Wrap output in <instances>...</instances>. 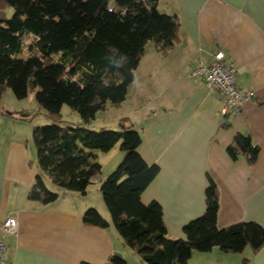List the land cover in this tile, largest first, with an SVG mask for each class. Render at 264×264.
Instances as JSON below:
<instances>
[{"label": "crops", "instance_id": "obj_1", "mask_svg": "<svg viewBox=\"0 0 264 264\" xmlns=\"http://www.w3.org/2000/svg\"><path fill=\"white\" fill-rule=\"evenodd\" d=\"M157 8L178 18L175 44L163 51L147 42L125 99L98 111L84 126L92 129L100 115V121L113 117L109 124H131L139 132V154L159 166L140 200L160 204L169 237L184 238V224L204 211L208 177L218 193V227L238 221L264 226V0H157ZM217 51L236 67L238 88L254 94L227 116L219 111L220 96L208 93L202 78L191 75L199 63L209 64ZM18 108L24 110L20 115L0 114V222L11 215L17 220L16 233L3 234L6 261L107 264L110 254L118 253L128 256L126 264H146L112 225L83 222L89 206L109 219L95 184L85 194L67 191L45 205L27 198L38 168L30 126L25 124L30 112ZM103 122L101 128H109ZM236 132H248L259 146L253 163L227 155L226 146ZM102 153L96 156L104 173L99 181L123 155L117 144ZM44 181L52 187L45 175ZM187 264H264V247L257 252L246 247L240 253L216 247L194 251Z\"/></svg>", "mask_w": 264, "mask_h": 264}, {"label": "trees", "instance_id": "obj_2", "mask_svg": "<svg viewBox=\"0 0 264 264\" xmlns=\"http://www.w3.org/2000/svg\"><path fill=\"white\" fill-rule=\"evenodd\" d=\"M0 1L13 8L11 17L0 18V96L9 88L22 99L31 89L37 103L55 117L67 104L88 123L98 111L121 103L147 42L166 51L177 40L179 20L161 12L157 0H114L113 7H108V0ZM24 33L34 37L22 58L17 53ZM0 114L17 115L1 104ZM31 136L38 170L27 198L43 205L67 191L85 194L102 169L96 151L108 152L119 145L122 158L98 187L109 219L89 206L82 220L101 228L112 225L146 264H187L194 251L214 247L226 253L264 247V226L256 221L217 226L218 193L211 177L202 214L184 224V238L169 237L160 204L140 200L159 166L148 164L139 154L141 137L131 124L95 130L55 122L34 125ZM258 151L248 132H236L226 146L230 159L245 157L249 164ZM107 264H126V259L112 253Z\"/></svg>", "mask_w": 264, "mask_h": 264}, {"label": "built area", "instance_id": "obj_3", "mask_svg": "<svg viewBox=\"0 0 264 264\" xmlns=\"http://www.w3.org/2000/svg\"><path fill=\"white\" fill-rule=\"evenodd\" d=\"M236 67L224 60V53L217 51L212 55L209 64L199 63L192 71V76H200L208 93H217L220 96V113L222 115L235 114L239 111L241 103L254 98L251 91L240 90L236 84ZM17 220L8 216L0 222V264H9L5 257V241L3 234H15Z\"/></svg>", "mask_w": 264, "mask_h": 264}, {"label": "rangeland", "instance_id": "obj_4", "mask_svg": "<svg viewBox=\"0 0 264 264\" xmlns=\"http://www.w3.org/2000/svg\"><path fill=\"white\" fill-rule=\"evenodd\" d=\"M107 5H108V7H113L114 6V0H108ZM12 14H13V8L11 6L7 5L5 2L0 1V18L6 19V18L11 17ZM33 37L34 36L31 33H24L23 34V43L21 45L20 51L17 53V57L24 58L28 55L29 50L27 49V44L33 39ZM0 100H1L0 104L4 106L5 110L16 112L18 115H20L19 113L21 111H24V110H18L19 109L18 107L28 108L27 111L30 112V116L25 118L26 119L25 124L28 127L30 126V130L28 131V137H29L30 147L34 150H35L34 143H33L32 136H31L32 135V128L34 125L36 126V125L55 123V122L56 123L59 122V124H61V125H72V126L84 125V122L80 118L79 114L76 111H74L67 104L62 105L61 110L59 112V115L57 117L52 116V115H48L45 112V110L35 100L34 92L31 89L29 90V92L25 98L17 99L13 95L11 90L9 88H7V89H5V91L2 92V94L0 96ZM106 112H108V111H106ZM106 118H107V121H105L106 123L111 122L112 121L111 119H113V117H108V116H106ZM101 119H102V117H100V115H99V117L92 123V126H90V127H93L92 129H95V130H98L99 128L104 127L101 124L103 122V121H100ZM105 122H103V123H105ZM105 126L109 127L108 129H119V125L114 126V125H111L108 123ZM117 146H119V145L117 144ZM96 152L100 156L103 154L102 152H99V151H96ZM120 160H119V162H120ZM101 174H104V173H102V169H101L100 174L98 175V178L101 177ZM106 175H104L103 177L105 178ZM98 178H95L92 181V183L95 184L96 187H99L98 183L100 181ZM104 178H101V180H103ZM46 182H47V184H49L48 181H46ZM97 184H98V186H97ZM98 193H100V191H98ZM134 255L138 256L135 253H134ZM126 257H125V259H129L128 256H126ZM128 261H131V260H128Z\"/></svg>", "mask_w": 264, "mask_h": 264}]
</instances>
